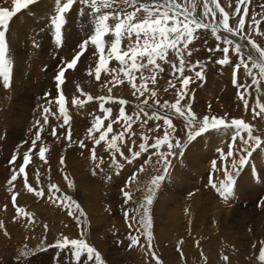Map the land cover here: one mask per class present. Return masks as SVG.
Instances as JSON below:
<instances>
[{
  "label": "bare ground",
  "instance_id": "obj_1",
  "mask_svg": "<svg viewBox=\"0 0 264 264\" xmlns=\"http://www.w3.org/2000/svg\"><path fill=\"white\" fill-rule=\"evenodd\" d=\"M143 2L151 3V0H143ZM159 2H162V0H159ZM236 2L237 0H217V3L229 13L230 26L237 23L236 18L232 16V13L235 12ZM197 3L199 4L200 0H197ZM0 7H8L9 10H11V0H0ZM56 7L55 0H39L38 3L31 5L28 9L21 10V12L17 13L9 21V27L7 29L0 27V31H5V39L8 46L6 59L9 62L8 65L12 67V75L15 74V78H11V84H13V86L11 85V89L13 98L17 99V107L22 108L26 104L27 98H31L28 94L38 93L40 91L39 89L43 87L48 88L49 85H44L45 83H42L43 80L41 81L40 76L46 75L52 77L56 74V71L64 65V63H62V58L70 60V56L74 55V53L79 50V44L93 31V26L96 23V15L98 14L91 10L90 5H84L80 3L79 0H76L72 8L64 14L66 20L61 30V47H59L61 49H56L55 46L58 45L54 42L53 38V33L56 38L55 25L52 23L56 15ZM210 7L215 10L216 15L213 17L212 13H208L204 18L205 22L209 24L212 22L214 23V25L211 24L212 26H218V19L220 17L219 9L216 8L215 4L211 3ZM243 8L248 9L246 14L243 12ZM134 10L135 9L132 7L117 4V6L111 9L101 8L100 14L107 13L111 16L114 12ZM197 15H203L202 6L198 9ZM238 15L245 16L244 32L234 36L231 33L223 32L220 28L215 35H211L208 29L197 30L195 34L196 39L190 43L187 51L183 53L186 61L183 73L177 70L180 66V62L179 59L173 55L172 62L177 65V69L172 68L171 63L158 61L161 67L164 68V71L161 72L157 70L154 73L156 77V83L154 84L150 80L141 81L139 78L140 72L138 70L134 72L136 79L132 82H129V79L125 77L122 72L119 73L118 80L113 82L112 76L115 74L104 70L101 71V79L97 80L94 72L100 54L96 53L95 56L93 55L95 48L90 43L86 46L88 50L81 56L76 68L72 71L67 70L66 72V78L62 89L70 97H81L89 93V91H92L95 87V94L98 93L99 89H105L110 93V98L115 100L117 96H121L118 92L120 88L125 89V91H123L125 97L126 94L128 96H134L135 99L134 101L130 100L129 106L127 102L124 104L128 115L127 117H131V128L126 132L124 131L128 123L124 117L117 119L116 116H113L116 118L112 121L110 119V121H108V118L104 120L106 125L115 121V123H113L112 134L124 132V142L122 143L118 139L116 143L120 147V150L130 160L132 158L136 162L139 159L137 157L133 158V156H130V158L127 155L129 148L133 149L138 147L137 150L140 151V143L150 142V137H152L151 139L154 138V131L157 129V124L161 125L163 131L167 128L164 123L157 122H155L157 124L152 127L148 126V121L154 122V120H157L152 118L153 112L161 116L167 115L173 122L175 131L172 132L169 130L170 139L172 142H175L176 139L182 141L184 154L183 156L177 155L175 157H169L171 166L165 179V181L168 180L169 182V188L166 191L162 190V184L165 183L162 181L161 186L156 190L153 196V203L149 205V220H155L154 223H150L148 229L151 233V245L149 246L147 238L142 235L143 230L139 224L141 211L138 209L139 206L145 202L144 197L148 193V187L150 186L152 177L159 174L163 167L162 163H158V154H154L155 157L154 160L151 161V164L142 165L141 162L139 166H136L134 165V161L131 160V163H129L121 157L119 153L115 152L114 155L121 167L113 165L114 172H110V178H108L109 174H107V179L103 178L101 175L102 173H98L100 177L102 176L104 179H97L99 181H94L91 178L86 180L82 178L76 179L78 175L75 177L74 173L72 174V170L68 168L70 166H68L67 169L63 167V169L66 170L61 176L56 175L53 177L51 171L53 169L50 168V170L45 164L50 165L51 163H55L54 160H61V157L56 156V158L52 157L53 160L51 162L47 159L48 163L41 160V162L44 163L42 165L33 162L32 172L30 171L29 165L25 169L28 185L38 190H44V188H49L50 185H56L60 191L56 192L55 189H53V193L55 192L54 196L52 192L46 193L47 190H44L45 195L43 196H37L35 191L29 192L23 179V184L15 180L10 185L8 183L10 179L7 178L9 176H5L8 171L0 164L1 264L14 260V258L18 257L19 253L24 250L25 246L32 250L33 254L41 253L53 255V248L46 247L53 245L54 231L52 228L57 227L54 225L53 221L54 219L60 221L64 216L70 218L72 222L70 223L71 227L66 225V229L64 227L62 228L64 232L61 233L60 237L63 235L74 238L71 228H77V230L79 229L80 231L83 228L85 239L91 244L89 239L93 237L94 231L101 225L104 228L105 226H111V230L114 234L113 237L118 239L120 237L118 233H122L123 230L132 231L135 237L140 238L137 245H133L128 250L120 252L118 257H107L110 260L102 258L104 264H264V261L258 259L260 248L264 247V206H262L264 205V111H262L260 107V105H264V78L259 77L258 69L253 70V76H256L259 80L258 84L253 85L252 77H250L241 66L237 71L236 78L239 90H237L234 84L230 83L233 71L232 65L235 64V58L239 61L247 62L249 53L256 56V53L244 39V35L247 34L250 36V33L254 36L257 35L252 39L258 46L264 48V25L260 28L259 32L248 27L252 24L253 19H261L264 21V0H243L241 12ZM109 24L111 26L112 21H109ZM218 32L222 37L230 35L233 45L230 46L225 44V39L222 40L223 38L219 40L217 38ZM113 38L114 37L111 35L105 37L107 43L103 45V47L105 48L104 54L106 58L108 57L110 41ZM132 40L135 41V37H132ZM236 43L243 45L242 52L239 55L233 51ZM127 44L128 40H123L117 51L119 52L121 49L126 50ZM52 47H54V50L56 49L55 52L59 54V57L57 59L55 58L54 64L44 66L41 60L44 58L47 59L46 57H53L51 54ZM218 47L220 49L223 47L230 48L229 64H218V61L223 58L222 51L217 50ZM188 52L191 53L190 56ZM67 55L70 56L67 58ZM23 66L27 67L24 75L17 73L18 69ZM248 66L251 67L250 62H248ZM107 67L109 70L112 68L119 69L121 64L119 61L115 60L113 55V57L109 59ZM90 69L93 71V75L88 74ZM47 71L52 72L48 73ZM196 71L202 72V78H197L195 76ZM149 75H152V73L145 70L144 76L148 77ZM181 75L191 78V83L187 88L183 89L185 95L181 100V105L185 103L190 105L192 111L200 119H202L204 115L224 118L228 123H230L232 118L242 119L251 125L253 134L261 138V145L258 148H253V155L248 158L247 164L241 168L239 174L234 177L236 183L233 187V195L227 201L219 195L216 187H213V185L219 186L220 181L224 179L225 169L235 171L232 162L238 161L242 154H246L239 149L251 147V145L245 146L241 143V138L247 139V133L241 132L234 141L232 137L235 133V128H222L221 131L210 130L192 141H187V132L189 129L185 126L187 124L185 117L174 114V110L172 109L160 107L161 104L167 101L168 96H170L169 104L176 101L177 91L180 89ZM26 78L38 81L37 86L39 89L37 86L32 85L30 80L26 81ZM0 80L3 81L2 76H0ZM132 83H135L138 87L142 83H146L148 91H145L144 95L141 96L140 91L132 87ZM3 84L4 81L0 82V88ZM78 85L81 87L79 90L77 88ZM171 85H175L176 87L173 88ZM241 85L248 86V91L245 92ZM110 88L111 92L109 91ZM165 89H167V91H165ZM153 91L161 95L155 98L152 96ZM134 92L135 95L133 94ZM241 94H243L244 99H241ZM3 96L6 98L10 97L7 94L0 93V97ZM154 98L155 101L160 102L159 104L156 103L158 105V110L154 109L150 103ZM244 100H248L249 102L247 108L245 107ZM257 100H259V104ZM96 101V103H98L97 99ZM144 101H148V103L145 104L143 103ZM7 104H9V101L5 102L2 100L0 106L5 107ZM149 105H151V107H149ZM141 108H143V111H140ZM253 109H255L256 113L260 114L256 115ZM72 112L74 111H71V113ZM7 113L8 111L6 114L4 112L5 115H7ZM14 113L16 114V111ZM74 113H72V115ZM16 115H18V120H20L21 114L17 112ZM0 121L1 124H3V120ZM76 121L77 119L75 123ZM145 121H147V123H145ZM83 125L82 123V127ZM18 132L20 131L18 130ZM20 134L22 135V131ZM112 134L110 133V140ZM2 139L4 140V138ZM9 139L10 138L6 141L12 142ZM27 140H29L28 137ZM110 140H108V142H110ZM21 142L20 140V143ZM26 142L27 141H25V143ZM2 143L4 144V142ZM229 145H232L231 149ZM5 147L7 149L9 147L8 144L5 143ZM147 150L148 148H146L145 151L147 152ZM230 150L234 153L231 157L226 155ZM145 151H141L140 153H144ZM108 152L107 154L109 155L111 152ZM130 154L131 153H129V155ZM2 159L5 160L4 158ZM1 161L2 160H0V163ZM19 161L17 162L19 163ZM213 161L216 162L215 168L212 166ZM78 162L80 161L78 160ZM110 162L112 163V158ZM54 166L56 165L54 164ZM60 166H63L62 163H60ZM11 167L14 168L12 165ZM74 167H77L76 164ZM107 167H109V165ZM101 172H103V170ZM133 173L135 174L133 175ZM65 176H67V180ZM34 177H38L39 179H35ZM69 181L71 182V187H69ZM114 183L119 185L118 191L113 189ZM93 187H104L100 193V197L104 202L103 204L96 202L97 198L100 199V197H97L95 192L92 193L90 191L91 193H87L88 196L85 194L84 191H86V189L91 190ZM122 189L130 194L131 199H127L123 195ZM62 194L71 196L72 199L81 206L85 215L81 218L79 226L76 219L68 215L67 209L63 203L59 200L53 202L56 197ZM13 195L16 196L15 203L12 199ZM50 196L52 199L49 198ZM103 197L107 198L103 200ZM22 205L27 206L28 209L26 212L29 213L30 216H26L25 211L17 215V209L22 207ZM129 207H133V211H131L134 213L136 219H129L126 223L129 227H124L117 215L111 216V211L113 210L116 214V212L121 210L120 213L126 214L127 211L123 209H128ZM43 215L47 216L45 220L40 218ZM43 225H47L46 232L41 230V226ZM137 229H140V231H137ZM38 247L39 250L37 251ZM115 250L116 249H114V251ZM224 256L228 257L227 261L223 259ZM85 257L86 256L83 257V260ZM74 264H81V262L75 260Z\"/></svg>",
  "mask_w": 264,
  "mask_h": 264
},
{
  "label": "snow or ice",
  "instance_id": "obj_2",
  "mask_svg": "<svg viewBox=\"0 0 264 264\" xmlns=\"http://www.w3.org/2000/svg\"><path fill=\"white\" fill-rule=\"evenodd\" d=\"M39 0H11V10L8 7H0V26L7 29L9 27V21L21 10L28 9L31 5L38 3ZM76 0H55L56 4V15L52 20V23L55 25L56 30V42L59 45L61 42V26L64 23V14L67 13L70 8L74 5ZM80 3L84 5H90L91 10L97 13L96 15V23L93 26V31L89 33V35L79 44V50H77L70 60H65L64 65H62L59 69L58 74L55 75L54 79L59 82L57 83V88H60V83H63L65 73L67 70L75 69L79 59L81 56L88 50L86 46L89 43L94 46L95 51L93 55L99 53V60L96 63L95 67V77L97 80L101 79V71H110V73H114L112 76V81L116 82L118 80L119 73H123L125 77L129 79V82H132L136 79L134 72L138 70L140 72V80L147 81L150 80L153 84L156 83V77L154 73L158 71H164V68L158 63V61H165V63H171L172 68L177 69V65L172 62V56L174 55L179 59L180 66L177 69L179 72L183 73L184 66L186 61L184 59L183 53L187 51L190 43L196 39V32L199 29H209L211 28V32L215 35L218 31V28H222L224 32L231 33L234 36L240 35L245 30V16L238 15L241 12V5L243 4V0H237L235 5V12L232 13V16L236 18L237 23L235 27L230 26L229 13L225 11L223 7L217 3V0H210L211 4H215L216 8L219 9L220 17L218 19V26H212L211 24L205 22V17L208 13H212L213 17H215V10L210 7L209 0H200V3H197V0H151V3L143 2V0H79ZM117 4L132 7L134 11H124V12H114L110 16L107 13L100 14V9H111ZM203 7V15H197L198 9ZM243 12L246 14L248 12L247 8H243ZM109 21H112L110 26ZM261 24V20L253 19V22L248 27L253 30L258 31L256 26ZM107 35H111L114 38L110 41V48L108 49V57H105V48L103 45L107 43L105 37ZM132 37H135V41L132 40ZM127 39L128 44L126 50L121 49L119 52L117 51L118 47L122 44L123 40ZM244 39L251 46V49L256 53V56H253L251 53L247 56V62L240 61L234 67V76H236L240 65L243 64L244 71L252 77V84L256 85L259 83V80L256 76H253V70L258 69L259 77L264 78V48L258 46L256 42L247 34L244 35ZM142 41V43H141ZM225 44L233 45V41L229 39H225ZM7 43L5 39V31H0V76L3 77L5 88L10 87L9 83V75L7 72L8 60L6 59L7 52ZM243 45L236 43L233 51L239 55L242 52ZM217 50H220L224 53L223 58L218 61L220 64H225L229 62V47H223L220 49L218 47ZM114 55L115 60L119 61L121 67L119 69L112 68L108 69L109 59ZM190 56L191 53L188 52ZM248 62L251 63V67L248 66ZM145 70L152 75L148 77L144 76ZM89 75H93V71L89 70ZM195 76L197 78H202V72L196 71ZM191 83V78L189 76L181 75L180 77V89L177 91V99L174 103L169 104V102L165 101L160 105L161 108H169L174 110V114H179L182 117H185L187 120V124L185 125L189 131L187 132V141H192L196 137H199L201 134H204L210 130L221 131L222 128H235V133L233 134L232 139L235 141L236 137L240 135L241 132L247 133V139L241 138V143L245 146L251 145V147H245L243 149H239L243 153L238 159V161H233V169L235 171H231L228 169L224 170V179H222L219 183V186L213 185L216 187L219 195L227 201L233 195V187L236 183L234 177L239 174V170L243 168L247 162L248 158L253 155V148H258L261 145V138L259 136H255L252 131V127L249 123H246L242 119L232 118L230 123L226 122L224 118L208 116L204 115L202 119L198 118L196 114L192 111L191 106L188 104L181 105V100L184 98L185 93L183 89L187 88V86ZM233 83H237L234 79ZM132 87L137 91H140V95H144L145 91H148L146 83H142L139 87L132 83ZM171 87L175 88V85H171ZM245 92L248 91V86H243ZM79 90V85L77 86ZM111 92V88L109 89ZM167 91V89H165ZM135 95V92L133 93ZM47 95V94H46ZM156 93L153 91L152 96L155 97ZM94 98L89 95L87 97L88 101L93 100ZM97 99H104L103 97H98ZM241 99H244L243 94H241ZM56 103L59 105V112L63 116V127L64 125L69 124V116L66 114L65 109V96L63 93L60 94ZM85 101L79 100L78 98L72 99V104L83 106ZM126 103L125 100L121 99L119 104L121 105L119 109V119L120 117H124L126 121H128L127 126L125 128V132L131 128V117L125 116V109L123 105ZM143 103L147 104L148 101H144ZM159 104L160 102L157 101ZM259 104V100H257ZM245 107H248V100H244ZM100 107L103 109L105 113V118L108 114L111 113V109L104 108V105L101 104ZM139 107V105H138ZM151 107V105H149ZM262 111H264V105H260ZM186 110V111H185ZM143 111V108L140 109ZM43 112L44 116V124L48 123V115L54 114L52 113L49 107H44ZM253 112L256 115L260 113H256L255 109ZM152 118L157 120L162 119L164 125L167 128L164 130L163 137L157 136L155 138L154 144H149V147L154 148L159 155L158 163H162L163 167L159 174L152 177L150 181V186L148 187V193L144 197V203L139 206L141 211V217L139 220V224L142 228V235L145 236L148 240L149 246L151 245V233L148 231L150 227L149 220V205L153 203V196L156 193V190L161 186V182L164 181L169 172V168L171 166V160L169 157H175L177 155L183 156L184 147L183 143L180 139H176L175 142H172L170 139V132L175 131V127L173 125L172 120L167 116H161L156 112L152 113ZM113 121L107 125L105 130L101 129L102 119L97 116L94 118L93 126L88 128L87 132L89 138L94 140L95 145H99L101 141H105L107 135L109 133H113ZM147 123V121H145ZM161 127L160 124L156 125V128L159 129ZM36 132L34 134V138L31 139V145L26 152L23 154V164L19 167V173H25V166L30 163V153L33 152V148L37 146V142L41 140V132L43 131V125L40 121L36 122ZM93 131H98L99 138L93 137L91 134ZM52 135L56 136V130L52 129ZM71 132L69 130V134L67 138H70ZM120 140L122 143L124 142V132L118 134H112L111 140L108 142V150H115V152L119 153L121 157L131 163V160L125 156V154L120 150V147L117 145L116 141ZM143 139V137H142ZM80 146L82 148L86 147L84 141H80ZM167 145V152L160 151V147L162 145ZM140 151H133L132 148H129L128 151L132 153L133 158L140 156L141 151L146 150L145 143H140L139 145ZM229 148H232V145H229ZM45 147H39V157L41 160L45 158ZM220 151V150H218ZM96 149L93 147L92 149V158L96 159ZM233 151H228L227 156H233ZM223 155V153H222ZM17 159L16 155L13 154L10 163L15 162ZM63 158H61V163H63ZM101 163L103 160L101 159ZM112 165L116 167H121L120 163L117 161L115 155H112ZM111 166V165H110ZM213 168L216 167V162L213 161ZM100 167V164H97V168ZM143 170V169H141ZM17 179V175H12L11 179L8 183L11 185L13 181ZM67 180V176H65ZM211 182V181H210ZM25 185L28 186L29 192H36L37 196L45 195L44 190H36L32 186L28 185L27 174H25ZM69 187H71V182L69 181ZM55 189L56 192L60 190L56 185L49 186V192ZM123 195L127 199H131L130 194L121 190ZM55 193H53V196ZM52 199V197H49ZM13 202L15 203L16 196L12 197ZM59 200L63 203L67 209L68 215L73 216L78 226L80 225L81 218L85 215L81 206L72 199L71 196L61 195L56 197L53 202ZM127 202V200H126ZM74 206V210H73ZM264 206V205H262ZM19 211V209H17ZM26 216H30L29 213H25ZM127 215V213H126ZM132 219H136L132 217ZM31 222V221H30ZM44 228L47 230V225H44ZM140 231V229H137ZM139 237L131 236V244L130 246L137 245L139 242ZM43 243V242H42ZM55 246L61 249L67 248L72 257L75 258L77 262H81V264H89V262H94V264H104L101 253L96 250L95 247L91 246L89 242L84 238V230L82 228L80 233V238H69L66 236H61L56 239ZM39 247L37 248V251ZM33 254V251L28 249L25 246L24 250H22L17 260L21 262V264H27V260L25 258L30 257ZM86 255L87 259L83 260V257ZM223 259L225 261L228 260L227 256H224ZM260 261H264V247L260 248L259 257Z\"/></svg>",
  "mask_w": 264,
  "mask_h": 264
},
{
  "label": "rangeland",
  "instance_id": "obj_3",
  "mask_svg": "<svg viewBox=\"0 0 264 264\" xmlns=\"http://www.w3.org/2000/svg\"><path fill=\"white\" fill-rule=\"evenodd\" d=\"M261 20V19H260ZM211 21V20H210ZM210 24H213L212 22H210ZM236 24L233 25V27H235ZM264 25V21L261 20V24L256 26V28L258 29V32L260 31V28ZM2 27V26H0ZM219 29V28H218ZM222 29V28H220ZM223 31V29H222ZM224 32V31H223ZM249 34V33H248ZM220 38H223L222 40L224 39H229L231 40V36H227L225 35L224 37H222V35L219 33L218 34ZM251 38L253 37H256L257 35H252L251 33L249 34ZM56 49H61L59 48V46H55ZM56 49L54 50V47H52L51 49V54L53 57H46L47 59H43L41 60V63L42 65L44 66H50L52 64H54L53 62H55V58L57 59L59 57V54L56 53ZM71 55V53H70ZM70 55H67L66 57L68 58ZM60 56H61V53H60ZM73 55L70 56V59ZM222 56H223V52H222ZM50 62H48V61ZM235 64L232 65V76H231V79L232 81H234V79L237 81V74L236 76H234V67L237 63H240V61L238 59L235 58ZM65 62V59L62 58V63ZM230 63V60L228 62V64ZM220 64V63H218ZM224 65V64H222ZM243 67V64L240 65V67ZM26 68L25 66L21 67L20 69H18V72L17 73H20V74H23L24 75V72L26 71ZM71 70V69H70ZM73 70V69H72ZM71 70V71H72ZM239 70V69H238ZM236 70V72L238 71ZM54 71V70H53ZM48 73L49 72H52V71H47ZM57 72V71H56ZM13 73V72H12ZM16 73V72H15ZM48 75V74H47ZM56 74H54L53 76L55 77ZM49 77V76H46V75H42L40 76V79L42 81V83L44 85H49L48 88H41L39 89L38 86H37V83L38 81H35V80H32V79H28L26 78V81L27 80H30L32 82V85L34 86H37V88L40 90L38 93H33V94H28L29 96H31V98H27V101H26V104L21 108V107H17V99L13 98L12 96V89H11V85L13 86V84H10V87L8 88H5L3 85H1L2 87L0 88V93H4V94H7L9 95L10 97L9 98H6V97H0V103L3 101H9V104H7L5 107H1L0 108V120H3L1 124V121H0V160L1 161V166L3 168H6V170L8 171V173L5 174V176H9L7 178L11 179L10 177L12 175H17L19 177H17V181H20L22 184L23 182L25 181V173H19V167L21 164H23V154L24 152H26L30 147H32L31 145V139L34 138V134L36 132V122L37 121H41V124L43 125V131L41 132V140L37 142V146L35 148H33V152L30 153V162L28 165H29V168H30V171L32 172V165H34V163L36 162L37 164H44L43 162H47V159H49L48 161H52L53 158H56L57 157H61L63 158V163L62 165L63 166H60V163H61V160H54L55 163H51L50 165L49 164H45L49 169H53L51 170L52 171V176L55 177L56 175L58 176H61L63 174V172L68 168H70L72 170V174L74 173L76 179L78 178H82L84 180L88 179V178H91L92 180L94 181H99V180H104V179H107V174H109V177H111V173L114 172L113 168L114 166L112 165V163L110 162L111 161V158L112 154L115 153V150H111V153L108 155L107 152L109 151L108 150V140H110L109 136H110V133L107 135V139L105 141H101L102 143H100L99 145H95L94 144V141L91 140V138H89V135H88V132L86 128H90L92 127L93 125V122H94V118L99 116L101 117L102 119V125H101V129L102 130H105L107 128V125L105 124V121L107 118L108 121H112L114 120L116 117H119V109L121 107V105L119 104V101L121 99L125 100L127 102V105L130 104V100L131 101H134V96H128L126 94V97L123 95V91H125V89H118V92L120 93V95L122 96H117L116 100L115 99H111V95L110 93H108L105 89H99L98 90V93L95 94V90H96V87L92 90V91H89V93H86L85 95L79 97V96H73V97H70L68 94H66L64 92V90L62 89L63 88V83L61 84L60 86V92H57L55 90V83H56V80L54 79V77ZM12 78H15V74L12 75ZM46 78V79H45ZM49 81H48V80ZM86 80H89V79H86ZM34 81V82H33ZM0 82H3L2 80H0ZM51 83V84H50ZM53 83V84H52ZM235 87L237 88V90H239V86L237 85V83L234 84ZM51 86V88H50ZM95 86V85H94ZM47 87V86H46ZM81 88V87H79ZM6 89V90H5ZM10 92V93H8ZM63 93V95L65 96V109H66V114L69 116V124L68 126L67 125H64L63 128L61 127V125H63V116L60 114L59 112V105L57 103H55L57 101V99L59 98L60 94ZM92 93V94H91ZM105 93V94H104ZM48 96H47V95ZM89 95H91L94 99L91 100L92 102L88 101L86 97H88ZM102 95V96H101ZM161 94H156L155 95V98H158ZM78 98L79 100H83L85 101L84 105L83 106H79V105H74L72 104V99L73 98ZM98 97H103L104 99H97ZM132 97V98H131ZM83 98V99H82ZM155 98L154 100H152L151 105L154 109L158 110V103L157 101H155ZM96 99L98 100V103H96ZM14 102H13V101ZM54 100V101H53ZM115 100V101H114ZM12 101V102H11ZM16 101V102H15ZM69 101V102H68ZM101 101V102H100ZM108 101V102H107ZM129 101V102H128ZM167 101L169 102L170 101V96L167 97ZM11 102V103H10ZM104 105V108H109L111 109V113L107 115V117L105 118V113L103 111V109L100 107V103ZM91 103V104H90ZM96 103V104H95ZM157 103V104H156ZM16 104V105H15ZM99 104V105H97ZM15 105V106H14ZM97 106V107H95ZM129 106V105H128ZM8 107V108H6ZM44 107H49L52 111V113L54 114H50L48 115V123L47 124H44L43 121H44V116H45V113L43 112V108ZM117 107V109H116ZM124 107V105H123ZM20 110H19V109ZM79 108V109H78ZM16 109V110H15ZM75 109V110H73ZM78 109V110H77ZM88 109V110H87ZM96 109V111H95ZM125 109V107H124ZM5 110V111H4ZM10 110V111H9ZM16 111V114L17 112L21 114V118L20 120H18V115H16L14 112ZM117 110V111H116ZM6 114V112L8 111L7 115L4 114V112ZM71 111H74L72 113L76 114V115H72ZM103 111V112H102ZM114 111V112H113ZM3 112V113H1ZM10 112V113H9ZM24 112V113H23ZM29 113V114H28ZM71 113V114H70ZM83 113V114H82ZM85 113V115H84ZM11 116H10V115ZM13 114V115H12ZM79 114V115H78ZM5 115V116H4ZM15 115V116H14ZM125 115H127L126 113V109H125ZM3 116V117H2ZM7 116V117H6ZM36 116V117H35ZM41 116V117H39ZM82 116V117H81ZM113 116H116V117H113ZM5 117V118H4ZM5 120H4V119ZM8 118V119H6ZM80 118V119H79ZM83 118V120H82ZM121 118V117H120ZM77 119L76 123H75V120ZM110 119V120H109ZM15 120H18V121H15ZM31 120V121H30ZM50 120V122H49ZM15 121V122H14ZM22 121V122H21ZM14 122V123H13ZM85 122V123H84ZM163 123L161 119L159 120H154V122H150L148 121V126L152 127L154 125H156L157 123ZM17 123V124H16ZM33 123V124H32ZM50 123V124H49ZM60 125H59V124ZM73 123V124H71ZM82 123L84 124L83 127H82ZM88 123V124H87ZM29 124V125H28ZM153 124V125H152ZM5 125V126H4ZM16 125V126H15ZM10 126V127H8ZM20 126V127H19ZM22 126V127H21ZM46 126V127H45ZM67 126V127H65ZM73 127V128H71ZM106 127V128H105ZM5 128V129H4ZM12 128V129H11ZM47 128V129H46ZM76 128V129H75ZM7 129V130H6ZM16 129V130H15ZM52 129H55L56 130V133L57 135L56 136H53L52 135ZM18 130L20 132H18ZM25 130V131H24ZM49 132H48V131ZM58 130V131H57ZM60 130V131H59ZM69 130L71 132V136L70 138H67L68 137V134H69ZM22 131V135L20 134ZM28 131V132H26ZM60 132V133H58ZM14 133V134H13ZM27 133V134H26ZM158 133V134H157ZM14 136H12V135ZM99 132L97 131H93V133L91 134L93 137L96 136V138L98 139L99 138ZM112 134V133H111ZM11 135V136H10ZM32 135V137H31ZM95 135V136H94ZM164 135V131H163V128L160 127L159 129H156L154 131V138L151 139L152 137H150V142H146L145 143V146L146 148H150V152L147 150V152L145 151L144 153H140V157H137L139 160L138 161H134V159H132L130 156H132V153L129 155L130 152H128V156L131 158L132 161H134V165L136 166H139L142 162V165H149L151 164V161L154 160V157L155 155L154 154H158V152L154 149V148H151L148 146V144H154L155 143V138L157 136L159 137H163ZM10 136V137H9ZM23 136H24V139H23ZM50 136V138H49ZM7 139H6V138ZM27 137L29 140H27ZM73 137V138H72ZM2 138H4V140H8V138H10L9 140L12 141V142H9V141H4ZM15 138V139H14ZM22 141L20 143V140ZM18 140V141H17ZM25 141H27L25 143ZM80 141H84L85 142V145L86 147L82 148L80 146ZM4 142V144L2 143ZM14 142V144H13ZM5 143L8 144V148L6 149L5 147ZM13 145H12V144ZM15 145V146H14ZM54 145V146H53ZM64 145V146H63ZM40 146H43L45 147V149L47 151H45V158L44 160H42L43 162H41V159L39 158V147ZM68 146V147H67ZM104 148H103V147ZM4 147V148H3ZM29 147V148H28ZM92 147H95L96 151H99V152H96V157L97 159H93L92 158ZM101 147V148H100ZM107 147V148H105ZM15 150H14V149ZM23 148V149H22ZM37 148V149H36ZM92 148V149H91ZM103 148V150H102ZM26 149V150H25ZM49 149V150H48ZM51 149H54V150H51ZM107 151H106V150ZM124 149V148H123ZM126 149V148H125ZM134 152L135 151H138V147L136 148H133ZM154 151H153V150ZM6 150V151H5ZM22 150V151H21ZM164 150V151H163ZM15 151V152H14ZM50 151V153H49ZM56 151V152H55ZM103 151V152H102ZM114 151V152H113ZM160 151H163V152H167V145L164 144L160 147ZM38 152V153H37ZM48 152V153H47ZM60 154H59V153ZM58 153V154H57ZM89 153V154H88ZM109 153V152H108ZM13 154L16 155L17 159L15 162L13 163H10L11 159H12V156ZM51 156H50V155ZM56 154V155H55ZM63 154V155H62ZM99 154V155H98ZM105 154V155H104ZM20 155V156H19ZM54 155V156H52ZM107 155V156H106ZM3 156V157H1ZM38 156V157H37ZM67 156V157H66ZM71 156V157H70ZM53 157V158H52ZM79 157V158H78ZM2 158H4L5 160H3ZM20 158V159H19ZM71 158V159H70ZM77 158V159H76ZM88 158V159H87ZM33 159V160H32ZM38 159V160H37ZM68 159V160H67ZM92 159V160H91ZM101 159L103 160V163H101ZM20 160V161H19ZM35 160V161H34ZM70 160V162H69ZM78 160L81 162H78ZM94 160V161H93ZM98 160V161H97ZM108 160V161H107ZM144 160V161H143ZM19 161V163L17 162ZM23 161V162H22ZM38 161V162H37ZM58 161V162H57ZM73 161V162H72ZM77 161V162H76ZM34 162V163H33ZM40 162V163H39ZM49 162V163H50ZM69 162V163H68ZM72 162V163H71ZM100 164V167L97 168V164L98 163ZM145 162V163H144ZM150 162V163H149ZM3 163V164H2ZM35 163V164H36ZM48 163V162H47ZM58 163V164H57ZM96 163V164H95ZM108 163V164H107ZM138 163V164H137ZM14 166L11 167V165ZM17 166H16V165ZM54 164L56 166H54ZM71 164V165H70ZM76 164L77 167H74ZM82 164V165H80ZM25 166V169L27 168V166ZM53 165V166H52ZM84 165V166H83ZM109 165V167H107ZM111 165V166H110ZM6 166V167H5ZM10 166V167H9ZM74 168H73V167ZM113 166V167H112ZM17 167V168H15ZM63 167H65L66 169H63ZM89 167V168H88ZM13 168V169H12ZM79 168V169H78ZM103 168V169H102ZM16 169V170H15ZM85 169V170H84ZM87 169V170H86ZM93 170V171H92ZM103 170V172H101ZM109 170V172H108ZM111 170V171H110ZM87 171V172H86ZM14 172V173H13ZM55 172V173H54ZM111 172V173H110ZM135 172V171H134ZM11 173V174H10ZM86 173V174H85ZM102 173L101 175L102 176L100 177L99 174ZM9 174V175H8ZM24 174V175H23ZM54 174V175H53ZM82 174V175H80ZM85 174V175H84ZM105 176H104V175ZM135 173H133L134 175ZM87 175V176H86ZM91 175V176H90ZM98 175V176H97ZM24 176V177H23ZM84 176V177H83ZM97 176V177H96ZM22 177V178H21ZM100 177V178H99ZM35 179H39L38 177H34ZM96 178V179H95ZM22 179H23V182H22ZM99 179V180H97ZM164 182L166 183H163L162 184V190L166 191L168 190L169 188V182L168 180H164ZM114 185H116V183H114ZM113 185V189H115L116 191H118V187L119 185H116L114 186ZM28 188V186H27ZM26 188V189H27ZM34 189L38 190L37 188L33 187ZM104 187H93L91 190L89 189H86L85 194L88 196L87 193H89L90 191L93 193L95 192V194H97V197H100L101 196V190H103ZM49 188H44V190L46 191V193L49 192L48 190ZM40 190V189H39ZM93 190V191H92ZM53 191L52 190V194H53ZM90 192V193H91ZM55 193V192H54ZM99 195V196H98ZM107 197H103V200L106 199ZM115 198V197H113ZM34 199H37V198H34ZM12 200V199H11ZM100 200V202H99ZM97 203L99 204H103L104 202L102 201L101 197L100 199L97 198ZM27 206H23L19 208V211L17 212V215H20L22 214V212L25 211L26 213V210H27ZM133 207H129L128 209L127 208H124L123 210L127 211V215L125 213H120L121 210L119 212H115L112 210L111 211V216L113 215H117V217L119 218V220L123 223V226L124 227H129L126 223L129 221V219H132V217H134V213L132 212L133 210ZM132 210V211H131ZM42 215V214H41ZM131 215V216H130ZM122 217V218H121ZM42 220H45L47 218L46 215H43L40 217ZM54 219V218H53ZM127 219V220H126ZM126 220V221H125ZM72 222V220L70 218H68L67 216H64V218H61L60 221H57L56 219H54L53 223L55 226H57L56 228H52L53 231H54V235H53V241H52V244L53 245H49V246H46V247H52L53 248V252L54 253L53 255H50V254H41V253H36V254H33L31 255L30 257H27L25 258L27 260V264H74L75 263V258L71 256L69 250L67 248L65 249H61V248H58L55 246V241L56 239L60 238V235L61 233L64 232V230H62V228L64 227L66 229V225H69V227H71L70 223ZM155 220L153 221H150V223H154ZM108 228V229H107ZM72 229V232L74 234V238H80V233L81 231L77 228H71ZM106 229V230H105ZM41 230L44 232H46V229L44 228V225L41 226ZM109 232H108V231ZM103 232V233H102ZM126 233H127V237H126ZM120 236L119 239L116 238V237H113L114 234H113V231L111 230V226H105L102 227L101 225H99L97 227V229L94 231V234H93V237L89 239V241L91 242V246L95 247V248H98L96 249L97 251H99L101 253V256L102 258H105L107 260H110L109 258L107 257H118V255L120 254V252L122 251H125V250H128L131 246V240H130V237L131 236H134L132 231H127V230H123L122 233H118ZM98 235V236H97ZM129 235V236H128ZM103 237V238H102ZM85 238V236H84ZM114 239H117V240H114ZM119 240V241H118ZM122 240V241H121ZM125 240V241H124ZM104 246V247H103ZM101 248V250H100ZM127 248V249H126ZM58 249V250H56ZM114 249H116L114 251ZM118 249V250H117ZM121 251H120V250ZM124 249V250H123ZM56 250V251H55ZM112 251V252H111ZM62 253V254H61ZM65 253V254H64ZM112 253V254H110ZM42 255V256H41ZM63 255V257H62ZM86 256V255H85ZM59 257V258H58ZM66 258V259H65ZM16 259V260H15ZM46 259V260H45ZM87 257L84 258V260H86ZM11 261V263H10ZM9 262H5L4 264H20L21 262H18L17 261V257L14 258V260H10ZM1 264V262H0ZM89 264H94V262H89Z\"/></svg>",
  "mask_w": 264,
  "mask_h": 264
}]
</instances>
